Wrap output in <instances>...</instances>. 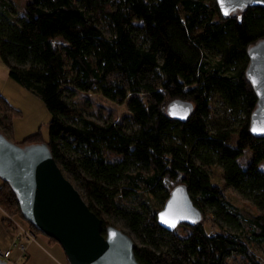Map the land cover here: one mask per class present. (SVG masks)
Instances as JSON below:
<instances>
[{
    "label": "trees",
    "instance_id": "obj_1",
    "mask_svg": "<svg viewBox=\"0 0 264 264\" xmlns=\"http://www.w3.org/2000/svg\"><path fill=\"white\" fill-rule=\"evenodd\" d=\"M125 3L131 20L124 19L118 0H29L23 17L0 0L1 58L10 77L51 113L49 139L39 129L21 143L50 146L64 173L82 184L85 200L103 221V234L113 224L114 206L122 207L119 199L143 197L145 209L127 215L142 242L135 248L141 264H227L233 255L264 264L248 242H264V170L244 169L238 160L250 146L264 158V137L250 130L258 98L246 76L248 48L264 38V8L224 18L216 0ZM75 90L126 104L130 114L106 123L79 114L67 98ZM215 94L245 115L236 145L210 128ZM175 99L194 104L184 121L168 112ZM21 114L0 94V132L11 138ZM106 150L122 157L108 160ZM217 164L225 182L260 212L246 214L234 206L212 180L208 167ZM178 184L188 186L204 214L201 223H183L190 228L187 236L159 224L163 207L154 201L165 204ZM0 208L3 222L8 214L22 217L5 182ZM213 217L240 232L223 226L210 232L206 225H218Z\"/></svg>",
    "mask_w": 264,
    "mask_h": 264
},
{
    "label": "water",
    "instance_id": "obj_2",
    "mask_svg": "<svg viewBox=\"0 0 264 264\" xmlns=\"http://www.w3.org/2000/svg\"><path fill=\"white\" fill-rule=\"evenodd\" d=\"M224 18L264 8V0H216ZM246 76L256 95L250 130L264 137V38L248 48ZM194 110L191 101L172 100L169 114L186 120ZM0 178L16 194L23 218L63 248L69 264H141L136 242L125 230L111 224L103 234L102 219L90 208L75 184L65 175L46 142L18 143L0 132ZM168 231L183 224L201 223L204 214L186 184L176 185L158 212ZM0 264L7 261L0 258Z\"/></svg>",
    "mask_w": 264,
    "mask_h": 264
},
{
    "label": "rangeland",
    "instance_id": "obj_3",
    "mask_svg": "<svg viewBox=\"0 0 264 264\" xmlns=\"http://www.w3.org/2000/svg\"><path fill=\"white\" fill-rule=\"evenodd\" d=\"M12 3L18 16L23 17L27 15V4L29 0H7ZM159 0H148V4L154 7ZM119 10L122 12L124 19L131 20L128 13V7L125 0H118ZM139 23L145 25L144 21ZM104 31L109 34L110 28L104 22L102 24ZM60 41L64 42L62 37ZM0 94L9 100L15 107L22 111L20 117L15 118L14 126L15 131L11 136V140L14 142L21 143L23 139L39 129L41 130L43 137L49 139V122L51 120V113L44 104V102L33 95L25 87H23L18 81L10 77L9 68L4 63L0 55ZM67 98L71 103L74 110L83 114L86 117L92 118L100 123H106L109 121H122L125 117L130 114V110L126 104H118L100 93H89L82 91H69L67 92ZM245 118L244 113H234L231 109L226 106L225 102L218 94H215L212 98V113L209 119L210 128L213 132H218L220 136L229 144L236 145L241 131V125ZM108 160H117L122 157L117 153L109 150L105 151ZM239 162L244 169L258 168L264 170V158L260 155L259 151L255 146L248 147L244 154L239 157ZM211 177L214 183L220 184L225 192V195L237 208L245 210V213H258L260 210L254 204L252 200L244 197L238 190L229 186L223 179V168L221 165H213L208 167ZM65 175L75 184L78 190L82 193L83 197L86 198L85 190L77 179H75L71 173L65 171ZM4 184L0 178V186ZM158 205L164 206L158 200H154ZM122 207L114 206L113 213L109 214L110 221L113 225L120 229L128 232L135 240L136 244H141V240L133 231L131 225L128 223L127 215L131 211L144 210L145 200L141 195H134L129 198L119 199ZM210 211V210H209ZM208 211V212H209ZM3 212L0 209V249L7 250L10 247L13 248V254L10 259L12 261L7 264H14L15 257L21 252L19 249L13 246L15 232L12 230L11 224L3 222ZM218 225L215 229H211L209 225H206L207 229L211 232L212 230L218 229L220 226L228 228L232 232L239 233L240 227L229 226L228 223L222 219L213 217ZM26 226H30V223L26 222ZM175 232L180 236H187L190 233V228L186 225H179ZM35 233L39 237V242L35 243L36 247L30 251L27 249V254L31 255L23 257L22 264H68L66 255L64 258L59 256L56 251L46 243L44 240L50 239L47 235H44L40 231L35 229ZM32 242V241H31ZM256 256L264 262V242H256L248 240ZM56 244V241H53ZM227 264H247L244 258L240 255H233L227 260Z\"/></svg>",
    "mask_w": 264,
    "mask_h": 264
},
{
    "label": "built area",
    "instance_id": "obj_4",
    "mask_svg": "<svg viewBox=\"0 0 264 264\" xmlns=\"http://www.w3.org/2000/svg\"><path fill=\"white\" fill-rule=\"evenodd\" d=\"M5 221L7 224H11L12 230L15 232L14 244L13 246L20 250L24 257H28L27 249L28 243L31 241H36V233L35 230L30 226H26V221L23 216H12V215H5ZM12 250L13 248L10 247L7 250H0V258L10 263L12 259Z\"/></svg>",
    "mask_w": 264,
    "mask_h": 264
},
{
    "label": "crops",
    "instance_id": "obj_5",
    "mask_svg": "<svg viewBox=\"0 0 264 264\" xmlns=\"http://www.w3.org/2000/svg\"><path fill=\"white\" fill-rule=\"evenodd\" d=\"M1 209V208H0ZM2 210V209H1ZM2 212H3V210H2ZM2 219H3V217H2ZM36 238H37V240L36 241H32V242H29L28 243V249L31 251H33L34 250V248L36 247L35 245V243H38L39 242V237L37 236V234H36ZM44 241H46V243H48V245L49 246H51L55 251H56V253L59 255V256H62L63 258H64V255H65V252H64V250H63V248H62V246L57 242L56 244H54L53 243V241L51 240V239H48V240H44ZM1 250V249H0ZM12 254H13V250H12ZM29 257H28V259H30V257H31V255L29 254L28 255ZM23 254L22 253H20L17 257H15V263L16 264H19V263H22L21 261H22V259H23ZM26 264H28V262L26 263Z\"/></svg>",
    "mask_w": 264,
    "mask_h": 264
}]
</instances>
